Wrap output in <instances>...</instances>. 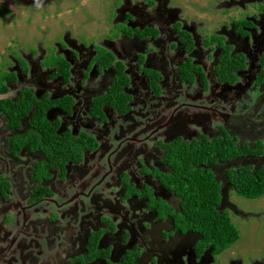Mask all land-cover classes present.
Wrapping results in <instances>:
<instances>
[{"label":"flooded vegetation","instance_id":"1","mask_svg":"<svg viewBox=\"0 0 264 264\" xmlns=\"http://www.w3.org/2000/svg\"><path fill=\"white\" fill-rule=\"evenodd\" d=\"M110 3L113 14L124 21L117 33L116 15L108 13L109 0H0V115L5 119L0 116V264H222L221 255L237 241L218 252L195 231L176 230L172 217L163 213L166 206L179 209L180 198L143 170L170 171L161 144L176 139L192 143L223 131L232 135L230 129L239 126L230 123L235 114L228 108L235 106L242 115L236 121L246 117L249 124L264 129L254 118L256 113L249 116L254 108L249 104L257 97L264 99V86L256 82L263 71L264 49L258 71L252 76L245 70L252 50L262 48L258 29L264 27V0H222L207 8L198 0ZM220 7L225 19L214 29L203 30L201 11L213 13ZM197 8L195 18L188 20L186 13ZM232 9L239 10V19H228ZM154 43L161 52L158 58H153ZM222 62L228 70L224 77L218 70ZM137 83L143 88H136ZM186 86L195 87V97L204 94V105L211 110L182 117V109L196 105L185 102L191 97ZM161 108L171 109L169 118L156 119L153 114ZM146 115L155 126L145 125L143 118L148 119L140 117L143 126L160 128L162 133L142 140L152 149L141 148L135 161L131 145L119 152L120 141L119 155L112 158L113 151L110 155L108 172L117 176L115 186L99 183L89 194L83 193L81 189L92 181L84 156L75 161L62 150L47 149L66 135L88 141L93 149L83 150V155L92 153L99 146L93 132L116 131L119 141L126 138V127L132 133L136 130L130 124L132 116ZM53 133L58 138L52 141L48 138ZM73 139V146H78ZM104 151L110 152L109 145ZM263 155L264 151L248 157ZM235 162L222 163L227 164L226 172ZM84 175L87 182L80 179ZM70 196L74 197L67 202ZM78 197L86 212L81 220L73 206ZM224 201L219 212L226 210L233 223ZM44 203L49 208L41 207Z\"/></svg>","mask_w":264,"mask_h":264},{"label":"trees","instance_id":"2","mask_svg":"<svg viewBox=\"0 0 264 264\" xmlns=\"http://www.w3.org/2000/svg\"><path fill=\"white\" fill-rule=\"evenodd\" d=\"M230 65H235L234 60L230 61ZM261 66L263 71L256 82L264 86V63ZM198 69L199 67H195V70ZM218 70L224 77V67H218ZM117 98L125 100L124 97ZM34 137V140L40 142L36 135ZM62 137L56 145L48 146L47 149L52 152L62 150L67 159L75 161L83 159V150L93 149L92 144L81 138L78 140L71 138L78 143V146H73L70 137L66 135ZM57 138L53 133L48 139L53 141ZM90 142L96 145L93 139H90ZM161 147L164 149V161L170 171L162 173L158 169L152 171L145 168L143 172L156 177L165 188L173 191L181 200L179 209L166 206L163 215L169 214L172 217L176 230L181 233L195 231L204 238L206 244L213 245L218 252L230 247L238 240L239 231L231 222L226 210L219 212L224 196L221 182L217 180L213 168L237 160V163H241L237 169H227L225 173L234 193L248 200L260 199L264 197V166L255 169L252 163H242L240 158L261 155L263 143L258 142L251 147L250 143L245 141L239 146L227 131H223L218 137L203 136L192 143L176 139L161 144ZM131 188V192L138 193ZM152 203L154 205L156 202Z\"/></svg>","mask_w":264,"mask_h":264},{"label":"rangeland","instance_id":"3","mask_svg":"<svg viewBox=\"0 0 264 264\" xmlns=\"http://www.w3.org/2000/svg\"><path fill=\"white\" fill-rule=\"evenodd\" d=\"M130 1H131V3H130ZM130 1L126 0L127 6L132 5V1L135 2L137 0H130ZM219 1H222V0H198V4L201 5L200 7L203 6L204 8L215 7V6L219 5ZM110 2H111V0H109L110 7H108V13H109V16L113 18V16L116 15V12L113 14V7H112V4ZM113 6L117 7L118 1H117V3H114ZM198 10H200V9L197 8L192 13H186L187 19L193 20L196 16V13ZM223 11H224V8H222V7H220L217 11H215L213 13H205L204 11H201L202 15L200 14L199 18L204 23H206L205 26L203 27V30L209 31L212 28L214 29L216 26H218L219 21L221 19H225V16H224L225 12H223ZM226 12H228V11H226ZM230 14H231V16H230V18H228L230 20H232V19L236 20V19L240 18L239 10L232 9L230 11L229 15ZM115 20H116V22L114 23V25H115L114 33H117L118 28H120L121 26L124 25V21L121 19V16L119 14L116 15ZM225 25L227 26L229 24H225ZM230 30H232V26L230 27ZM258 30H259V32H258L259 35L262 36L261 41H260V43H262V48H256L255 50H252L251 59H250L251 63L245 69L247 72H250L252 76L254 75V73H256L258 71L259 60L261 57L260 52L264 49V46H263L264 27L261 26ZM231 46H232V49L235 50L236 46H233V45H231ZM170 47L171 46H169V48ZM153 48L155 49L154 51H155V54L157 55V56H154L153 58L160 57L161 52H159L160 50H159V47L156 45V43L153 44ZM114 54H115V56H117L116 53H114ZM163 54L164 55L167 54V50H165ZM252 56H254V59ZM247 57L248 56H245L246 60L248 59ZM117 58H118V56H117ZM213 60H214V58H213ZM232 60H234V62H235V59H232ZM145 63H146V66L148 67V65H147L148 61H146ZM229 63H230V61H229ZM221 64L224 67V71L227 72L228 70H227L226 66L223 64V62ZM245 70H243V71H245ZM143 85L146 86V84H143ZM235 85L237 86L238 83H235ZM135 86H136V88H143V87H140V86H142V83H137ZM131 87H132V82H131ZM147 87L148 86H146V88ZM188 88H189L188 92L191 94V97L190 98L186 97L185 102L191 101V102L195 103L196 105H194L193 109L187 108V107L182 109V110H184L181 113L182 117H187L189 113H191L193 115V114H196L198 112L205 113L206 110H211L210 107H206V105H204V102H203L204 100H202V98L205 97L204 94L202 96L195 97L198 94V93H195V87L186 86V89H188ZM262 89L264 90V88H262ZM135 93H137V92L135 91ZM206 97L209 98L208 95ZM204 99L206 100V98H204ZM75 100H76V106L79 105V99H75ZM81 100L87 101V99H85L83 97L81 98ZM82 104L84 106L87 105V103H82ZM206 104L213 105L212 103H210L208 101H206ZM249 105L252 106V108L254 107L252 112L249 114V116L252 117L256 113V117H254V118H256L260 123L264 124V99L257 97ZM203 106L206 107L207 109L201 110L203 108ZM226 107L228 108V104H226ZM166 108H168V107H166ZM231 108H232V110L230 108H228V109L235 114V118H232L230 123L233 125L239 126V128H234V129L231 128L230 129V133L232 134L231 137H233V140H235L236 144L240 146L244 141H248L250 143V145L254 146L256 142L262 141V143L264 145V129L260 130L261 126H258L259 129L255 128V125L249 124L246 121V117L241 118L239 121H236V118H240V116H242V115H240V113H238L235 106H234V108L233 107H231ZM76 111L79 112L78 106H77ZM153 115L156 117V119L160 118L159 116H166L169 118L171 115V109L166 110L165 108H161V109L156 111V114H153ZM0 116H2V115H0ZM140 117L143 118L145 116H132L131 117V123L130 124H132L136 128V130L133 131V133H132V132H129L128 127H126L125 130L123 129L125 131L126 138L121 139L119 141L117 140V137H116V131H112L109 135H105L104 130L93 132V134L98 139L99 147L94 153L88 154V159H87L88 165L87 166H88V170L91 171V176H92L91 180L92 181L90 182L88 188L81 189V191L83 193L89 194V192H91V190L95 188L93 185H97L99 183H100V186H103V187H107V186H111V185L115 186L118 184L117 176L113 175L112 171H111V174H109L108 172H109L110 165L112 163L111 159L114 157V156H112V158H111L110 155H111L114 147L120 141H123V145H122L121 149L119 150V152L122 151L124 148H126L128 145L132 146L131 153H130V156L132 157V161L135 159L136 155H139V152H140L139 150L141 148H143L146 151L152 149L150 142L143 143V141L150 139L154 135L156 136L157 133H160V132L162 133V131L160 128H152L150 131L146 132L145 134H142V132H143L142 126L143 125L139 126V124L142 123L140 120ZM3 119H4V117H3ZM4 121H5V119H4ZM89 123L90 122L87 119L84 122V124H86L87 130L89 132H91V128L88 127ZM143 123H146L144 118H143ZM217 123L219 124V122H217ZM250 125H252V127ZM150 132H152V133L149 135ZM138 136H139L138 141H140L141 143H139L138 141H137L138 143L136 141H133V138H136ZM131 137H132V140H131ZM158 137H160V138L162 137V139L167 141V138L160 135V134L158 135ZM106 144L109 145L110 152L104 151ZM139 145H141L142 147H139ZM263 151H264V149H263ZM161 154H162V151H161ZM92 156H94V159H91ZM127 158H128V155H126L125 157L120 159V162H124ZM241 162L242 163L249 162V163H252L254 168H259V167L264 166V155L262 156V158H261V156H259V157H246V158H243L241 160ZM147 163L150 164V166L153 165L152 162L147 161ZM84 164H85V162H84ZM240 164L241 163H237V162L232 163L229 165V168L235 169L236 166H238ZM225 165H227V164H222V167L219 165L216 167V169L214 167L213 170L216 173L217 179L221 182L222 192H224L225 201H224L223 208H225L229 211L230 216L232 218V221L239 231V238H238L237 242L235 244H233L229 250H227L226 252H224L221 255L222 257L220 259V263L223 264L225 261L228 262L232 259V260H234V264H236V263L237 264H251V263L253 264L254 262L257 264H259L260 262H263V264H264V197L260 198V199H256V200H248V199H245L243 197L236 195L234 193V190L231 187V185L228 184L229 182L225 179V175H224V173L226 172V169H224ZM114 167H116V165ZM85 177H86V175H84L80 179L87 182L89 180V178H85ZM223 189H224V191H223ZM74 191H75L74 189L71 190V192H74ZM65 192L68 195L73 194L67 190H65ZM58 194L60 196L63 193L58 192ZM58 194H57V197H58ZM73 197L70 196L69 198H67L68 199L67 202H69L71 199H73ZM81 198L82 197L76 198V200L73 203V206H76L79 209V215L78 216H79L80 220L84 215H86V212H85L83 205H82V202L84 203V201L81 200ZM69 205L70 204H68V206ZM85 206H86V204H85ZM41 207L49 208V205L44 203ZM65 219H66L65 217H61V220H65ZM229 258H231V259H229Z\"/></svg>","mask_w":264,"mask_h":264},{"label":"water","instance_id":"4","mask_svg":"<svg viewBox=\"0 0 264 264\" xmlns=\"http://www.w3.org/2000/svg\"><path fill=\"white\" fill-rule=\"evenodd\" d=\"M111 81H113V76H112V80ZM204 98L205 97H203L202 98V100H204ZM148 120L147 121H145L146 123H145V125H149V126H155V121L153 122V120L151 119V117L149 116V115H146L145 116ZM140 125H144L143 123H140L139 124V126ZM142 128H143V132H142V134H144V133H146V132H148V131H150V128L149 127H147V128H145L144 126H142ZM157 128V127H156ZM98 140V139H97ZM99 147V146H98ZM120 147H121V142H119V145L118 146H116V147H114V149H113V153H114V155L113 156H118L119 154H116L117 153V151H118V149H120ZM98 149V148H97ZM96 149V150H97ZM95 150V151H96ZM95 151H93L92 153H94ZM88 154H91V153H85V155H84V160H83V163L85 162V163H88ZM110 174H111V172H110ZM79 219V218H78ZM77 218H75V220L74 221H76V220H78ZM66 220V219H65Z\"/></svg>","mask_w":264,"mask_h":264}]
</instances>
